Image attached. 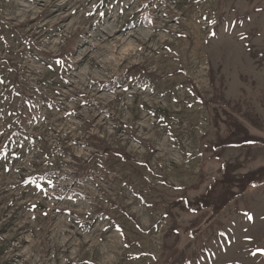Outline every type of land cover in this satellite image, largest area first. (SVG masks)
<instances>
[{
	"label": "rangeland",
	"instance_id": "1",
	"mask_svg": "<svg viewBox=\"0 0 264 264\" xmlns=\"http://www.w3.org/2000/svg\"><path fill=\"white\" fill-rule=\"evenodd\" d=\"M223 163L264 165V0H0V264H264Z\"/></svg>",
	"mask_w": 264,
	"mask_h": 264
},
{
	"label": "trees",
	"instance_id": "2",
	"mask_svg": "<svg viewBox=\"0 0 264 264\" xmlns=\"http://www.w3.org/2000/svg\"><path fill=\"white\" fill-rule=\"evenodd\" d=\"M129 68L125 75L132 73L131 71L139 68V66L135 65L133 67L130 66ZM103 85L109 86L106 83H103ZM197 96L202 99L198 94ZM258 141L259 140L255 139L253 135H249L242 131L240 127L234 126L228 135L219 143L227 146H240L253 144ZM102 149L105 151L107 148L103 146ZM120 156L125 158L131 157L128 154L126 156L125 153ZM78 173L79 175H82L83 173L87 174L88 170L86 171L85 168H80ZM263 174L264 165L242 175L236 185H234L235 177L232 174L231 166L228 163H223L219 177L210 180L205 192L199 200L200 208L209 211V218H215L232 200L244 194L249 187L261 185L262 180L260 179V176ZM233 185L236 186L237 190L231 189V187L233 188ZM110 202L112 205H115V202L112 200ZM184 203L186 206H190L189 200L186 197H184Z\"/></svg>",
	"mask_w": 264,
	"mask_h": 264
},
{
	"label": "snow or ice",
	"instance_id": "3",
	"mask_svg": "<svg viewBox=\"0 0 264 264\" xmlns=\"http://www.w3.org/2000/svg\"><path fill=\"white\" fill-rule=\"evenodd\" d=\"M248 218H249V219H252V217H251V216H249Z\"/></svg>",
	"mask_w": 264,
	"mask_h": 264
}]
</instances>
